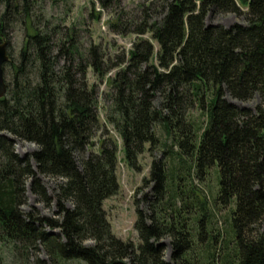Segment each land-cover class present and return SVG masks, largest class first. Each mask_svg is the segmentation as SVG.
<instances>
[{"label":"trees","instance_id":"obj_1","mask_svg":"<svg viewBox=\"0 0 264 264\" xmlns=\"http://www.w3.org/2000/svg\"><path fill=\"white\" fill-rule=\"evenodd\" d=\"M1 1L0 42L19 22L31 32L3 67L10 80L0 98V239L26 249L41 244L50 264H264V0L166 1L152 10L162 11L159 20L135 27L126 64L107 79L106 121L122 139L128 166L138 169L145 145H157L164 134L172 162L198 179L214 174L216 182L212 202L181 193L177 167L153 160L146 208H136L137 245L112 233L102 206L119 188L116 143L103 138L98 152L76 157L100 128L88 70L106 75L102 55L95 46L82 51L73 30L40 27L30 0ZM216 13L240 15L244 23L207 24V14ZM146 33L159 46L157 65ZM254 97V107L233 102ZM195 108L204 122L189 116ZM12 138L36 149L20 157ZM41 176L60 179L53 197ZM27 181L42 202L54 200L58 218L22 212ZM210 204L228 209V226L217 234L206 228ZM164 236L172 245L169 260L159 243Z\"/></svg>","mask_w":264,"mask_h":264},{"label":"rangeland","instance_id":"obj_2","mask_svg":"<svg viewBox=\"0 0 264 264\" xmlns=\"http://www.w3.org/2000/svg\"><path fill=\"white\" fill-rule=\"evenodd\" d=\"M30 1L33 4L31 15L34 19L31 18L35 23L37 22L40 27L43 24H49L50 27L59 26L62 30L66 28L73 30L76 33L78 45L82 48V51L87 52L91 46L97 47L103 57L102 66L105 70H108L103 77L95 74L91 67L88 70L89 84H95L97 87V113L100 128L91 138L85 151L77 153L76 157L80 161L89 153L98 152L99 144L103 138L110 137L116 143V177L119 188L116 194L105 199L102 205L112 233L124 241H131L135 245L139 243L137 231L134 229L136 208L137 205L141 209L146 208L143 195L148 194L152 186V182H149V176L153 160L162 159L166 162L168 159L170 164H174L175 168L177 167V173L174 168V175L176 173L182 176L179 181L181 193L189 194L187 190H191L198 194V198L201 199L203 195H206L207 199L212 202V195L216 191L214 174L207 175L203 179H198L191 169L189 174H187L189 171L187 165L178 163L176 158L172 162L170 156L172 153L165 146L171 145V140L164 134H158L159 143L157 145L153 147H150L149 144L145 145L144 152L138 157V169L131 168L124 160L121 137L113 126L106 121V114L111 106L112 94L107 79L113 77L114 73L126 64L129 50L138 38V34L134 32L135 27L145 20L149 22L159 20L162 16V11L153 13L152 10H155L154 8L159 9L168 0H117L118 2L115 0ZM3 7V2L0 0V14L3 11ZM205 22L207 24L220 23L229 27L235 23H244V19L242 16L234 13H216L207 14ZM111 24L115 25L112 26ZM30 32L20 22L11 27L9 37L5 38L9 42L7 48L8 60L13 61L17 57L19 50L25 42L26 35ZM143 37L150 39L151 35L150 33H146ZM150 40L154 45V56L151 62L157 65L156 53L159 46L156 41ZM121 60H125V62L122 63ZM4 77L9 82L10 77L6 72H4ZM227 99L231 100L229 96H227ZM257 101V97L248 101L233 100L235 104L241 107H254ZM159 104L160 98L156 97L154 105L159 107ZM189 116L196 124L205 121V117L197 108L190 110ZM157 132L161 133V130L157 129ZM12 141L14 151L20 157L28 155L36 149V146L32 143L14 138H12ZM143 179H147L148 181L144 183ZM41 180L49 195L53 197L60 179L41 176ZM28 183L29 181L25 184V191L22 197V212L24 214L31 213L35 216L58 218L59 215L57 214L54 200L50 204L42 202L37 195L30 192ZM173 184H176L178 187V180H174ZM210 209H212L211 212H213L214 216L211 218L210 225L206 226V228L217 234L218 231H222L228 226L226 220L228 209L213 204H210ZM193 212H197V210ZM45 230L58 232L57 229L51 230L49 227H45ZM159 243L162 245L164 258L169 260L172 255L170 237L164 236ZM0 264H50V260L41 244L33 245L32 248L26 249L20 243L14 245L0 239ZM65 264L84 263L78 260H70L65 262Z\"/></svg>","mask_w":264,"mask_h":264},{"label":"water","instance_id":"obj_3","mask_svg":"<svg viewBox=\"0 0 264 264\" xmlns=\"http://www.w3.org/2000/svg\"><path fill=\"white\" fill-rule=\"evenodd\" d=\"M7 45L8 42L6 40L0 42V98L4 97L7 91V83L3 70L4 64L8 60Z\"/></svg>","mask_w":264,"mask_h":264},{"label":"bare ground","instance_id":"obj_4","mask_svg":"<svg viewBox=\"0 0 264 264\" xmlns=\"http://www.w3.org/2000/svg\"><path fill=\"white\" fill-rule=\"evenodd\" d=\"M7 48H8V45H7Z\"/></svg>","mask_w":264,"mask_h":264}]
</instances>
